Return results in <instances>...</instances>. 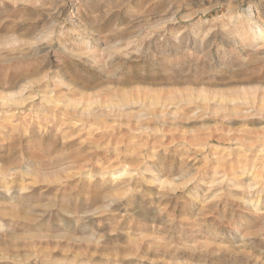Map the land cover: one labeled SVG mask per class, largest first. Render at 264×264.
<instances>
[{
	"label": "rangeland",
	"instance_id": "1",
	"mask_svg": "<svg viewBox=\"0 0 264 264\" xmlns=\"http://www.w3.org/2000/svg\"><path fill=\"white\" fill-rule=\"evenodd\" d=\"M249 23L264 0H0V264H264Z\"/></svg>",
	"mask_w": 264,
	"mask_h": 264
},
{
	"label": "bare ground",
	"instance_id": "2",
	"mask_svg": "<svg viewBox=\"0 0 264 264\" xmlns=\"http://www.w3.org/2000/svg\"><path fill=\"white\" fill-rule=\"evenodd\" d=\"M238 33H237V35H234L235 36V39L237 40V41H242V42H245V43H247V42H254V41H256V40H258V39H262L263 37H264V29H263V26L261 25V24H252V23H249L246 27H243V28H241V29H239L238 31H237ZM256 43V42H255ZM203 95H205V94H203ZM203 100H207V97H205V96H203V98H202ZM236 98H234V97H232V98H228V97H220L219 99H217L218 100V102L217 103H223V107L222 108H226V107H228V111H229V114H237L238 113V110H237V107L235 106V107H229L230 106V104H232V105H234L235 104V100ZM239 99H241V100H243L244 102V104H246L245 102H246V100H245V98L244 97H239ZM44 100L45 101H47L48 103H50V104H54V103H56L57 102V100H59L58 98L57 99H51L50 97H48V96H45L44 97ZM157 100V99H156ZM156 100L154 101V100H152V101H154V102H156ZM182 100H184V103H188V99H185V98H182ZM181 100V101H182ZM61 100H59L56 104H58L59 102H60ZM151 101V102H152ZM103 102H105V103H103V104H99V110H100V112H101V114L102 115H108V112H111L112 113V111H115V107H117V103H113L112 101H103ZM157 102H158V100H157ZM156 102V103H157ZM236 102H238V101H236ZM248 103V102H247ZM9 103H7L6 101H4V100H2V98H0V122L2 123V127H5V128H7V127H12V129H17L19 126H21V125H23L22 124V122L23 121H21V117L19 116L18 118H19V121H17V122H15L14 124H12L13 123V121L14 120H12L13 119V117H15L16 115H17V112H14V111H8V112H3V111H1V108L3 107V106H12V107H14V108H16L17 106H19V105H21V103H20V101H19V99L17 100V99H14L13 100V102H11L10 103V105H8ZM65 104V107L66 106H68V105H72V102L71 101H69V103H64ZM153 104V103H152ZM155 104V103H154ZM158 104V103H157ZM162 105L161 106H167V105H169L167 102L166 103H164V102H162L161 103ZM168 107V106H167ZM92 107L90 106V103H85V104H83L82 106H80V107H77V106H75V110L77 111L78 110V113H79V116L81 117H77L78 118V120H82L83 119V117H88V116H90V115H93V114H95L93 111H92V109H91ZM80 110V111H79ZM168 110V109H167ZM162 110H158V111H156V112H153L152 114L155 116V117H160V116H162L161 115V112ZM111 113H109V115L111 114ZM167 113V112H166ZM176 113H177V111H172L171 113H169L168 114V117H170V118H176ZM113 114V113H112ZM1 115H3V117H1ZM95 117V116H94ZM90 126L91 125H97V127L99 128V129H102V128H106V127H104V126H102V125H100V124H95V123H91V124H89ZM39 127V126H38ZM260 142H261V145H263L264 146V136H263V138H262V141L260 140ZM164 147V146H163ZM162 147V148H163ZM151 148V147H150ZM249 148H251V146L249 147ZM260 149V148H259ZM193 153V152H192ZM194 153H195V151H194ZM209 153V152H208ZM264 158V157H263ZM242 162V161H241ZM247 165V164H246ZM149 167V166H148ZM80 169V168H79ZM78 170V169H77ZM248 170L251 172V171H253L252 172V174H250V177H249V179H250V183H248V189H250L251 191H253L252 193V195L253 196H257V203H256V205H254L253 204V202L252 201H250V203H248V205L250 206V207H252V206H254V209H257V205H258V201H259V198H260V195H261V193H262V190H264L263 189V187L261 188V186H258V184H262V182L261 183H259L260 182V180L261 179H263L264 177L262 176V172H264V159H263V161L261 162V164H259V165H256V164H254V163H250L249 165H248ZM256 185V186H255ZM252 186H255L254 188H251ZM258 187V188H257ZM263 194V193H262ZM249 201V200H248ZM247 205V204H246Z\"/></svg>",
	"mask_w": 264,
	"mask_h": 264
}]
</instances>
